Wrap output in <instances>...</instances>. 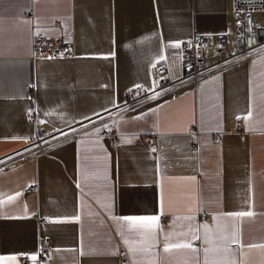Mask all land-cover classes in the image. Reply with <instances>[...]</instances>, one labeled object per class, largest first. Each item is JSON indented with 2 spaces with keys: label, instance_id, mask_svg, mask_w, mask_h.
<instances>
[{
  "label": "crops",
  "instance_id": "crops-1",
  "mask_svg": "<svg viewBox=\"0 0 264 264\" xmlns=\"http://www.w3.org/2000/svg\"><path fill=\"white\" fill-rule=\"evenodd\" d=\"M229 10V0H0V256L36 264L45 237L40 264H118L119 251L126 264H204L205 248L221 249L209 261L264 264V49L191 88L127 103L130 88L149 87L154 59L177 77L173 45L224 30ZM53 19L73 55L31 53V35L59 31ZM33 113L59 129L78 125L30 155L21 148ZM239 211L253 215H228ZM152 216L154 246L139 251L144 229L122 218ZM233 232L225 253L221 236ZM166 242L199 251L165 252Z\"/></svg>",
  "mask_w": 264,
  "mask_h": 264
},
{
  "label": "built area",
  "instance_id": "built-area-1",
  "mask_svg": "<svg viewBox=\"0 0 264 264\" xmlns=\"http://www.w3.org/2000/svg\"><path fill=\"white\" fill-rule=\"evenodd\" d=\"M229 21L222 31L193 32L188 38L180 42L178 49L179 72L177 77L168 76L165 58L160 56L150 65V85L144 88L135 85L127 91V103L152 96L154 94L172 93L179 89L191 88L197 80L245 59L253 52L264 49V0H229ZM52 25L59 31L53 37L31 35V53L39 56H71L73 48L67 39L66 33L60 29L57 19ZM33 130L30 136L24 139L21 150L27 154L44 152L51 144L69 136L71 128L59 129L50 124L39 121L36 115L31 114ZM35 121V122H34ZM242 115L232 119L233 127L239 128L243 124ZM215 139V136H212ZM152 142L151 138L147 140ZM33 184L27 185L23 193L31 192ZM198 216L207 219L205 212ZM21 264H27L24 253L17 255ZM35 262L40 264L49 257L48 240L40 237L35 248ZM118 264H126L121 251L118 252Z\"/></svg>",
  "mask_w": 264,
  "mask_h": 264
},
{
  "label": "snow or ice",
  "instance_id": "snow-or-ice-1",
  "mask_svg": "<svg viewBox=\"0 0 264 264\" xmlns=\"http://www.w3.org/2000/svg\"><path fill=\"white\" fill-rule=\"evenodd\" d=\"M173 46L178 48L180 45L179 43H175ZM247 118L248 117H245V119ZM96 131L99 132V129H96ZM153 151H155V149H153ZM188 179L195 180V177H189ZM16 195H19V193H17ZM12 199H14V197H9V200H12ZM0 203H2V201H0ZM228 215L234 216V217H251L253 213L251 211H239V212H234V213H228ZM76 219H79V217H76ZM122 219L126 220L129 223L130 227L133 229H144V231L141 232L142 239L140 243L147 244L148 246L145 248L139 249V251H144V252L149 251L154 246V244L152 243V241H154L155 239V233L153 231V228L158 218L155 216H152V217H124ZM186 219L191 220L192 217H186ZM52 222H63V221L54 220ZM200 227H202L205 230V241H204L205 244H210L211 241L207 238V233L209 232V225L205 223V224L200 225ZM189 231L191 232L192 240L200 239L199 235H197L195 231H193L192 229H189ZM221 240L223 242L222 250L225 253H228L230 251V249L227 246L229 243H233V244L238 243V238L235 232L232 233L231 237L221 236ZM124 243L126 245H129V248H128L129 252H133L137 250V249H134L131 244H129V241L127 239L124 240ZM253 247H255V245H253ZM259 247H264V245H259ZM169 248H184V249H190L193 252L199 251V249L195 248L191 242H184V243H177V244H170L166 242L164 245V251L167 252ZM220 250H221L220 248H205L204 249V264H235L234 261L232 262L209 261L208 253L211 251H220ZM31 259L35 260L36 257L32 256ZM15 261H16L15 256H0V264H15ZM149 264H152V262L149 261Z\"/></svg>",
  "mask_w": 264,
  "mask_h": 264
},
{
  "label": "rangeland",
  "instance_id": "rangeland-1",
  "mask_svg": "<svg viewBox=\"0 0 264 264\" xmlns=\"http://www.w3.org/2000/svg\"><path fill=\"white\" fill-rule=\"evenodd\" d=\"M100 117H101V116H100ZM103 117H104V115H103ZM101 118H102V117H101ZM74 131H75V129H74ZM74 131L72 130V131H70L69 133L72 134Z\"/></svg>",
  "mask_w": 264,
  "mask_h": 264
}]
</instances>
